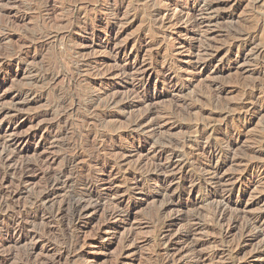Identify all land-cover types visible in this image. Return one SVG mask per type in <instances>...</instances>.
Instances as JSON below:
<instances>
[{"label":"rangeland","instance_id":"1","mask_svg":"<svg viewBox=\"0 0 264 264\" xmlns=\"http://www.w3.org/2000/svg\"><path fill=\"white\" fill-rule=\"evenodd\" d=\"M106 1L108 2V0H0V50H4L0 52V105L6 107L13 106V104H15V102L17 101L16 95L20 91L28 88H32L33 90H35V96L33 95L31 101L23 107L20 113L13 117L11 115H3L5 118L2 117V119L0 117V124L5 125V127L10 124L19 125L18 130L13 131L14 133L10 128L8 135L10 133H13L16 137L26 142H24L23 145L26 147V151H28L30 158L35 156L32 154L33 152L35 154V152L38 151L40 152L39 154L42 157L47 156L48 158H52L53 156H60V158L58 157L57 159L58 163L55 162V164L61 165L64 161L63 159L65 155H70L74 153L82 143H85L87 136L86 134L92 129L94 130L93 135L99 134L100 132L104 131L113 136H119V143H122L121 145L127 146L131 145L132 143H135V145H140L138 140H136L137 136L134 137L135 135H129L128 123L133 118V116L137 114V112L142 110V108L137 107L133 110L130 109L128 110V112L130 111L129 113H114L113 115H111V117H108L106 121L102 122V120L100 119V110L103 109V100L92 95L91 91H93L92 89L94 88L92 84V75L80 67V61L82 58L77 53L79 43L80 41H86V39L90 38V33L92 29L100 33V38L96 39L93 48L87 51L88 54L94 56L95 58L97 57V65L99 67L103 66L102 68L100 67V69H109L111 64V68L114 65L113 59L115 55H112L114 53L111 52V54L109 49H106L104 47V45L108 42L109 36L106 35L103 30L106 28L105 26H110L112 21H115L117 18L114 16L106 17L103 15L104 9L106 8L105 4H107ZM190 1L193 2L194 0H126V5L124 6L123 13L121 12L118 18V20L122 22H120L115 28V33L118 34V38L116 36L113 42H111L110 44H121L124 48L119 56H128L129 58L133 59L134 56L136 57L134 49L140 43V40L145 45L140 51L141 55L139 53L138 57L136 58V67L141 68L142 66L143 69L147 68V66L145 65L150 62L151 56H153V58L156 60V64L154 63L156 65V68L152 69L151 66L147 68V89L149 91V94L154 97L155 105L157 106V108L159 107V109H161L164 106L162 109H167L173 106V108L177 112L175 115V119L180 125L182 124V126H178L177 128H166V131L163 132L164 134L159 133L160 135H158V137L160 136L159 138L162 137V139L166 141H174L175 139L177 143H181L180 145H182V143L185 144V151L187 152H185L186 155L182 157L183 159H181L184 160L186 158L185 162L189 164L187 165L189 171L195 174V172H200L199 161L201 160H196L195 162V160L193 159L192 153L193 151H195L194 148L196 149L197 146H195L194 143V135H196L195 129L191 126H193L197 122L200 123L205 118H209L208 116H210V113H212L213 110H215L216 108L222 109L226 107L227 104L239 103L240 100L244 98V94L246 93L249 84L251 85L252 83H254V81H257V79L260 78L262 74H264V52L259 53L260 48L264 46V0H226V3H223L218 9H215L214 11H205L202 17H200L203 21V24L200 26L203 35H199V38L197 39H192L191 36L194 35L195 32L190 26L187 17H185L181 12L186 7L187 3H191ZM52 8L53 10H50ZM158 8L162 10L161 18L158 20H154L152 19L150 14L151 11H153L154 9L156 10ZM83 16L85 18H83ZM80 17H82V19ZM109 17H111L112 19ZM58 22L60 24H58ZM84 23L88 24L89 28L87 30L83 28V26L85 25ZM70 24L72 25L71 29H69L71 26ZM229 29L230 31H228ZM238 30H245V32L249 33V37H246L245 41L243 42V45L236 44V46L234 45L230 47V42L234 39V33ZM27 35L29 37L31 36V38H29ZM256 35L258 38L256 37ZM254 37L257 39V43H249V41H251V39ZM27 38L31 41H28ZM145 41H147L148 43ZM24 42L25 44H27L25 45ZM193 43L196 45H194ZM21 45L25 47H20ZM212 45L213 47L215 45L218 48L217 59L211 62L207 67L201 69V71L198 70V74L192 72V66L195 63L194 61L196 60L195 53H197L198 47L199 49H203L212 47ZM151 50H153V52ZM26 52L28 53L26 54ZM109 53L110 55H108ZM254 54L256 55L255 57ZM156 56L158 59L156 58ZM32 58H34V60ZM27 59L31 60L27 61ZM166 59H172L174 64L177 66L179 72L178 74L180 75V80L186 86V88L182 92H179L176 97L173 95L171 96V94L165 89V87L163 86L164 77L161 73H158V70L161 68L160 63H163L164 61L162 60ZM142 61L144 62L142 63ZM33 74L35 75L33 76ZM118 82L119 87H123L124 84L121 81ZM215 86L225 87L226 90L218 92V89H215ZM210 87L213 88V91ZM260 90L258 91L259 94H257L256 98L257 100L259 99V102H262L264 104L263 85L262 89ZM214 94L217 97L214 96ZM215 99L216 101L214 102ZM76 102H78L77 105L75 104ZM183 102L186 103L183 104ZM213 105H215L216 107ZM62 106L65 108H63ZM59 108L61 111L58 110ZM178 110L180 112H178ZM184 110L187 111L185 112ZM202 110L205 112L203 113ZM53 111H55L56 113H53ZM42 112L44 116L42 115ZM255 112L256 113L247 116L245 119L243 117L241 118V120H236L237 123H240V125L243 126L244 133H242V135L240 136V142L236 146V149L230 150V153H227V155H235L237 157V161L232 164L233 162L230 163L226 160L224 161L225 163H223L222 159H213V165L220 168V172L223 175L224 179H226V183L228 185L233 184L236 179V176H238L240 171L244 168L247 159L250 158V156H247L248 148L250 146H256V140L258 142V139L264 137V108ZM93 114H95V116ZM86 115L88 116V118H93L94 120L92 119L91 121H89L86 118ZM55 118H57V120L60 119L61 127L65 129H71V132L67 129L63 134L64 136L66 135V138L62 136L59 141L52 140L51 142V140L49 139L50 135L48 132L47 125H49V121L52 122ZM87 122H91L92 124H89ZM217 124H220V122ZM124 135L125 139L123 138ZM120 139H122V141ZM222 139L223 135L219 133H212L208 141H210V143H212L214 147L216 146L215 148L217 150H220L222 149V147H226ZM63 142L65 143L62 144ZM253 142H255V144ZM187 144H189V146ZM238 148H241L240 150L242 152ZM227 150L229 149L227 148ZM143 151L147 153L145 150ZM103 154L104 153L101 154L100 158L103 160L105 159L106 161V156L105 154ZM188 157L190 159H187ZM227 158H229V156H227ZM148 160L149 161L145 163L150 164V158ZM134 161L137 163L138 158L135 155H131L128 158L129 166L136 164ZM190 163L192 164V166ZM146 166L143 167V169H145ZM113 171L117 173L116 177L120 176V173L117 172L116 167L113 168ZM39 178L40 176L37 175V177L34 179L33 184H38L40 182ZM179 178L180 177L177 175V178L173 181V187L176 188L177 186L186 188L187 194L185 195V200H187L188 198L191 201L198 200L195 205L193 202V205L188 209L189 211L187 210L189 213L186 212L185 215L192 214L194 216L198 214V221L203 223L202 226L204 228H207L204 229V231H202L197 237L205 241V247H210L209 249H212L215 246L217 247V245L220 248L224 245L227 246L228 243L219 242L218 244H216L213 242V237L219 236L220 233H226L227 226L219 223L217 219L213 216L214 204L208 201H203L201 199V194L205 190L204 186L202 189H198L199 187L196 186L197 184H195L197 182L192 181L194 177L185 179ZM122 181L123 180H121V178L117 180V186H119L121 189L124 186ZM33 184L28 187L27 191L24 193L25 195L23 194V196L21 195L18 198V203H16L15 205H19V207L23 206L25 208H28L30 206V204L32 203L31 201L34 200V194L31 191L32 187L35 186ZM148 184L154 185L155 180H150ZM261 186L263 188L264 184L259 186L255 184L250 185L248 187V191L244 195H239L238 191L236 190L231 195L232 206L240 208L243 211L249 212L262 210L264 208V194L259 192V187L261 188ZM189 191H191V193L189 194L190 196L188 195ZM140 193L136 192L135 195L127 199L128 201L126 200L125 202L127 204L129 203V205H131L134 201L136 202V204L131 207L133 208V211L130 219L127 221H115L111 228L112 231L110 230L108 233H106L107 235H100L101 233L99 228H101L104 224L103 215H101L103 211H100L97 215H95L90 223L86 225H81V227L83 228H81V239L86 242V245L83 249L84 254H82V257L78 260L72 261V264H150L151 262H153L151 264H154V262H156L158 257H160L161 253V232L164 229L165 224L169 221L170 217L161 215V213L159 212L160 199H158L154 193L150 192L148 189ZM31 198L32 200H29ZM235 203H237V206L235 205ZM205 215L206 217H204ZM67 220L68 219H66V222ZM130 220L132 223L130 222ZM67 223H65V225L63 224L64 227H62V225L60 226V224L58 223H54L52 225H54L53 227L57 228L56 234H58L59 239L62 236L61 234H63L62 237H64L65 241H70L71 239L75 238V228L72 226H68ZM5 224V222H0V227L5 226ZM56 224L59 225V228ZM131 225L132 227H134L128 228V226L130 227ZM126 228L128 230H126ZM67 232L68 234H70V236L67 234ZM128 233H133L134 235H136V242L134 245L129 246L127 244L126 238L128 236ZM239 233L240 230H235L233 232L234 235L232 234L233 236H229L231 244H235L236 238L239 236ZM95 235H97L96 238ZM99 236L101 239L99 238ZM62 239L63 238H61V240ZM10 241L11 240L8 239V235L0 233V259L2 256L7 254V251H13L17 254V257H21L23 256L22 250H25L29 245L28 241L20 242V244ZM248 243L249 244L245 247L242 256L240 255L234 263L264 264V259H257L255 257H252V254L257 248L260 247L261 243H258V240H251ZM126 244L128 245V248ZM36 246L37 252H39V254L42 253V244L40 241L36 243ZM203 264H215V262L211 259H207L205 260V262H203Z\"/></svg>","mask_w":264,"mask_h":264},{"label":"bare ground","instance_id":"2","mask_svg":"<svg viewBox=\"0 0 264 264\" xmlns=\"http://www.w3.org/2000/svg\"><path fill=\"white\" fill-rule=\"evenodd\" d=\"M125 1L126 0H108V2L106 1L107 4L104 3L106 5V8L104 9L103 15L106 17L114 16L117 18L115 21H112L110 26L109 25L105 26L106 28L103 30V32H105L106 35L109 36L108 42L104 45V47L106 49H109L110 53L111 52L114 53V54L111 53L112 55H115L113 59L114 60L113 67L111 68L112 66L111 64L109 69L107 68L100 69V67L102 68L103 66L99 67L97 65L98 64V59H96L97 57L95 58L94 56L88 54L87 52L88 50L93 48V46L95 45L96 39L100 38V33L97 32L96 30L92 29L91 33L88 31L91 35L90 38L86 39V41H82V42L80 41V43L78 42L79 48H78L77 53L82 58L80 61V67L92 75V84L94 86V88L92 89L93 91H91L92 95L103 100V103H104V105L102 106L103 109L100 110L101 112L100 119L102 120V122L106 121L107 118L111 117V115H113L114 113H117V112L125 113V112H128V110L130 109L133 110V109H136L137 107L142 108V110L137 112V114H135L133 118L130 120V122L128 123L129 135H135L134 137L137 136V139L136 138L135 139L138 140L140 145H135V143H132L131 145H127V146L121 145L122 143H119V138H120L119 136H113L104 131L100 132L99 134L93 135L94 130L92 129L88 131V133L86 134L87 136L85 135L86 136L85 143H82L79 146V148L76 149L74 153L70 155H65L63 159L64 160L63 163L61 165H57L55 164V162H57V159L58 157L60 158V156H57V157L53 156L52 158H48L47 156L42 157L39 154L40 152L37 151L35 152V154L34 152L33 153L31 152L33 155H35L34 157L32 158L29 157L28 151H26V147L23 145L25 141H23L22 139H19L13 134L14 133L13 131H17L19 128L18 124H12V125L10 124V125H7V127H5V125L0 124V222L6 223L5 226L0 227V233L8 235V239H10L11 241L15 243L20 244V242H23V241L29 242L28 247L25 250H22L23 256L17 257L16 256L17 254L15 252L7 251V254L1 257L0 264H72V261L78 260L79 258L82 257V254H84L83 249L86 245V242L83 239H81V228H82L81 225L82 224L86 225L90 223L92 218L95 215H97L100 211H103L102 214L100 213L101 215H103V219H104L103 220L104 224L102 225L101 228H99L100 233H101L100 235L102 236L103 234L108 233L111 230L115 221L117 220L127 221L130 219L132 215V211H133V208L131 207H133L136 204V202L133 200L134 202H132V204L129 205V203L128 204L125 203L126 200L131 198L133 195H135L136 192L140 193L146 189L154 193L156 197L160 199L159 212L161 213V215L170 217L169 221L165 224L164 229L161 232V236H160L161 237V249H160L161 253H160V257H158V259L156 260V262H154V264H203V262H205V260L207 259H211L212 261L215 262V264H235L234 262L238 259L240 255L242 256L245 250V247L249 244L248 242L251 240H258V243H261L259 248H257L256 250L254 249L255 252L252 254V257H255L257 259H264V208L263 209L261 208L262 210L260 211L249 212V211H243L237 207H233L231 204V201H232L231 195L236 190L238 191L239 195L240 194L244 195L248 191V187L250 185L255 184L259 186V185L264 184V137L263 138L261 137L260 139H258V142L256 140V146H250L248 148L247 156H250V158L247 159V162L245 163L244 168L240 171L239 175L236 176V179L232 185H228L226 183V179H224L223 175L221 174L220 168L217 166H214L212 163L213 159L215 158L222 159L223 163H225L224 162L225 160L227 162L229 161L230 163L233 162L232 164H234V162L237 161V157L235 155H232V156L227 155V153L228 154L230 153V150L236 149V146L240 142V136L242 135V133H244L243 126H241L240 123H237L236 120L237 119L241 120V118L243 117L245 119L247 116L253 115L254 113H256L255 111L260 110V109L262 110L264 108V104L262 102H259L258 101L259 99L257 100L256 98L257 94H259L258 91L262 89V85L264 87V74H262V76L260 74L261 77L258 75L260 78L257 77L258 78V79L256 78L257 81H254V83H252L251 85L249 84L248 89L246 90V93L244 94V98L242 97L243 99L240 100L239 103L227 104V106L224 108H222L221 106L222 109L216 108L215 110H213V112L211 111L212 113H210V116H208L209 118H205L200 123L197 122L196 124L191 126V127H194L195 129L196 135H194V143H195V146H197L196 149L194 148L195 151H193L192 153L193 159L195 160V162L196 160H201L199 161L200 172H195V174H193L191 171H189L187 167V165L189 164L185 162L186 158L182 160L183 159L182 157L186 155L185 152H187L185 151V144L182 143V145H180L181 143L180 144L177 143L175 139L174 141L172 140L166 141L162 139V137L161 138H159L160 136L158 137V135L166 131L165 130L166 128H169V129H172L173 127L177 128L178 126H182V124L180 125L178 121L175 119V115L177 112L173 108V106L170 107L168 105L170 108L162 109L164 107L163 106L161 109H159V107L157 108V106L155 105L154 97L149 94V91L147 89V82H148L147 68H149V66H151L152 69L156 68V65H155L156 60L153 58V56H151L150 62H148L147 64L145 63L146 65L144 64L145 66H147V68L143 69L142 66L141 68L136 67V62H137L136 58L138 57L139 53L141 55L140 51L145 45L140 40H139L140 43L139 44L137 43L138 45L134 49V53L136 57L134 56L133 59L129 58L128 56L127 57L119 56L124 48L121 44L120 45L110 44L111 42H113L115 37L118 35L117 33H115V28L118 26L120 22H122V21H119L118 18H119L120 13L121 12L123 13L124 6L126 5ZM223 3H226V0H217V1L194 0L191 3H187L186 7L181 12L185 17H187V20L190 23V26L193 28L195 32V34L191 36L192 39H197L199 38V35L200 36L203 35V32H201V28H200V26L203 24V21L200 18L202 17L203 13L205 11H214L215 9H218ZM225 9H226V6H225ZM50 10H53V8ZM161 13H162V10L158 8L156 10L154 9L153 11H151L150 15L152 19L158 20L161 18ZM84 16L83 18L86 17ZM80 18L82 19V17ZM58 24L60 23L58 22ZM84 24L85 25L83 26V28L87 30L89 28L88 24L87 23H84ZM71 27L72 25L70 26L69 29H71ZM228 31H230V29ZM246 37H249V33L245 32V30H238L237 32L234 33V39L230 42V47L234 45L236 46V44L243 45V42L245 41ZM29 38H31V36ZM256 40L257 39L254 37L251 39V41L249 40L248 41L249 43L253 44L256 42ZM28 41H31V40L28 39ZM20 47H25V46L21 45ZM214 47L216 46L214 45ZM214 47L213 45L212 47L203 48V49H199L198 47L197 53H195L196 60L194 61L195 63L192 66L193 68L192 72L197 73L198 70L201 71V69H203L204 67H207L211 62L217 59L218 48L217 47L214 48ZM1 51H4V50H0V52ZM151 51L153 52V50ZM260 52H264V46L260 48L259 53ZM27 53L28 52H26V54ZM110 53L108 55H110ZM255 56L256 55L254 54V57ZM32 59L34 60V58ZM30 60L27 59V61H30ZM162 61L164 62L163 63L159 62L161 68L158 70V73H161L164 77L163 86L171 94V96L173 95L176 97L179 92H182L186 88V86L180 80L179 78L180 75L178 74L179 72H178L177 66L174 64L172 59L171 60L166 59ZM143 62L144 61H142V63ZM253 63H256V62H253ZM44 74H47V73H44ZM149 74H150V71H149ZM34 75L35 74H33V76ZM254 79H255V76H254ZM118 81H121L124 84V85L122 84L123 87H119ZM122 89H126V90H122ZM215 89H218V92H222L226 90V88L222 86H218ZM34 91L35 90H33L32 88H28V89H23L19 93L17 92L18 93L16 95L17 101L15 102V104H13V106L6 107L3 105H0V117L1 118L4 117L3 115L5 116L11 115L13 117V116H16L18 113H20L23 107L26 104H28V102H30L31 99L33 98ZM212 91H213V88H212ZM214 96L216 95L214 94ZM216 99L214 100V102L216 101ZM77 103L78 102H76L75 104L77 105ZM184 103L186 102H183V104ZM58 110L61 111L60 108ZM178 112L180 111L178 110ZM202 112L204 113L205 111L202 110ZM53 113H56V112L53 111ZM42 115H43V112H42ZM93 115L95 116V114ZM97 115H98V112H97ZM86 118L89 121L93 119V118H88V116ZM60 122H61L60 119L57 120V118H55L53 119L52 122L49 121V125H47L48 132L50 135L49 139L51 140V142L52 140L59 141V139H61L62 136H64L63 134L68 129V128L65 129L61 127ZM219 122L221 125L217 124ZM87 123L90 124L91 122H87ZM10 128L12 129L13 133H10L8 135ZM68 130L70 131L71 129H68ZM212 133H219L223 135L222 140L224 141L225 146L229 150H227L226 147H222V149L217 150L215 148L216 146L214 147L212 143L208 141ZM123 138L125 139V135ZM122 139L120 140L122 141ZM190 141H191V138H190ZM64 143L65 142H63L62 144ZM253 143L255 144V142ZM187 145L189 146V144ZM143 150H145L147 153H145ZM102 153L105 154L106 161L105 159L103 160L100 158ZM131 155L132 156L135 155L138 158V161L137 163L134 161L136 164L129 166L128 158ZM227 156H229V158H227ZM149 158H150V164L145 163L149 161L148 160ZM187 159H190V158L188 157ZM144 165L145 166L147 165L145 169H143V167H145ZM114 167H116L117 172L120 173L119 177H116L117 173L113 171ZM37 175L40 176L39 178L40 182L38 181L39 182L38 184L35 182L36 183L35 185L33 183ZM177 175L180 177L179 179L194 177L192 181L197 182L195 184H197L196 186L199 187L198 189H202L204 186L205 190L201 194V199L203 201H208L214 204L213 205L214 206L213 216L217 219L219 223L227 226L226 233L225 234L220 233V235L218 234L219 236L213 237L214 238L213 242L216 244H218L219 242L228 243L227 246L224 245L223 247L221 246L220 248L217 245V247L215 246L212 249H209L210 247L209 248L207 247L208 248L207 249L205 247V241L197 237L202 231H204V229H207V228H204L202 226L203 223L198 221L199 220V218L197 217L198 214L194 216L192 214L191 215L190 214L185 215V214L186 212L189 213L188 209L193 205V202L195 205V203L198 202V200L191 201L189 200V198L185 200V195L187 194L186 188L177 187V186L176 188L173 187V181L177 178ZM119 178L123 180L122 182L124 186L122 189L119 186H117V180ZM150 180H153V181L155 180V184L154 185L148 184ZM31 184L35 186L32 187L31 189V191L34 194V198L32 197L34 200H32V198L29 199V200H32L31 201L32 203L30 204V206L28 205L29 207L25 208L22 205H20L22 207H19V205H15L16 203H18L17 201L18 198L21 195L23 196V194L27 191L28 187ZM261 188L259 187L260 189L259 192L264 194V186L262 189ZM190 193L191 191L188 192V195ZM235 205L237 206V203H235ZM204 217H206V215ZM66 219H68L67 220L68 223L66 222ZM54 223H58L60 224V226L62 225V227H64L63 224L65 225V223H67L68 226L74 227L75 228L74 229L75 238L71 239L70 241L69 240L65 241L64 237H62L63 234H61L62 235L61 238L63 239L62 240L61 238L59 239L58 234H56L57 228L53 227L54 225H52ZM131 227L132 225L130 227L128 226V228H131ZM58 228H59V225H58ZM126 230L128 229L126 228ZM235 230L236 231L240 230V233H239V236L236 238L235 244L233 245L231 244V240L229 239V236H231ZM133 233H128V236L126 234L127 238L124 236L129 246L134 245L136 242V239H135L136 235H134ZM68 235L70 236V234ZM96 236L97 235H95V238ZM138 239H139V236H138ZM38 241H40L42 244V247H41L42 253L40 254L39 252H37V246H36V243ZM19 244H16V245H19ZM127 244L126 246L128 248Z\"/></svg>","mask_w":264,"mask_h":264}]
</instances>
